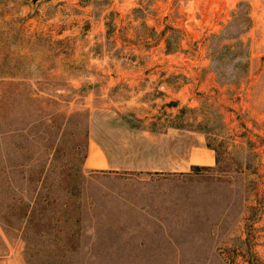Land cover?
<instances>
[{
    "label": "rangeland",
    "instance_id": "374dc122",
    "mask_svg": "<svg viewBox=\"0 0 264 264\" xmlns=\"http://www.w3.org/2000/svg\"><path fill=\"white\" fill-rule=\"evenodd\" d=\"M0 264H264V0H0Z\"/></svg>",
    "mask_w": 264,
    "mask_h": 264
},
{
    "label": "crops",
    "instance_id": "0c3cea01",
    "mask_svg": "<svg viewBox=\"0 0 264 264\" xmlns=\"http://www.w3.org/2000/svg\"><path fill=\"white\" fill-rule=\"evenodd\" d=\"M91 147L88 156L86 157V167L89 169H106L110 167V162L106 155H104L102 151L97 150L95 146L91 145ZM205 156L209 161L211 160V157L207 152Z\"/></svg>",
    "mask_w": 264,
    "mask_h": 264
}]
</instances>
